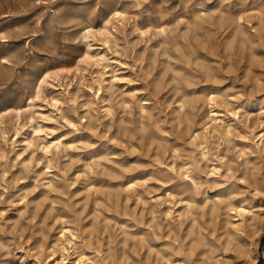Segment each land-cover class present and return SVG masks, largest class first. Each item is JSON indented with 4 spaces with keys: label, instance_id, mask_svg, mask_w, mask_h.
<instances>
[{
    "label": "rangeland",
    "instance_id": "rangeland-1",
    "mask_svg": "<svg viewBox=\"0 0 264 264\" xmlns=\"http://www.w3.org/2000/svg\"><path fill=\"white\" fill-rule=\"evenodd\" d=\"M112 8L102 64L79 63ZM46 70L43 131L17 135ZM212 95L233 123L209 130L216 175L195 138ZM1 114L0 264L62 244L61 264H264V0H0Z\"/></svg>",
    "mask_w": 264,
    "mask_h": 264
},
{
    "label": "bare ground",
    "instance_id": "bare-ground-1",
    "mask_svg": "<svg viewBox=\"0 0 264 264\" xmlns=\"http://www.w3.org/2000/svg\"><path fill=\"white\" fill-rule=\"evenodd\" d=\"M127 13L126 11L124 10H121L119 8H112L109 12V14L107 15V17L105 18L104 20V24L99 27V28H95L94 25H88L86 26L82 31H81V39H82V42L83 44L86 46V50H84V52L81 54V56L78 58V62L81 63V64H86V65H93V64H96L97 65H100L102 64L100 62V60L104 57L102 55H100V53H97L95 52V50H97L96 48H98V46H96V44H94L92 42L93 39H97V37L100 35L103 37L102 41L103 44L104 43H108L110 41V35L111 32H110V29H109V25L113 22V20L115 19H118V21H123L127 18L126 17ZM125 23V22H124ZM117 26V25H116ZM117 28V27H116ZM243 31V30H242ZM244 35V33H243ZM116 36V35H115ZM101 37V38H102ZM114 37V36H113ZM101 41V42H102ZM115 41V40H114ZM105 44V45H106ZM100 45V44H99ZM102 45V44H101ZM100 47V46H99ZM100 51V50H99ZM106 55V54H104ZM3 62H7L6 59H3ZM78 63V64H79ZM80 66V65H79ZM83 66V65H82ZM81 66V67H82ZM103 66V65H102ZM80 68V67H79ZM82 69V68H81ZM81 71V70H80ZM82 72V71H81ZM85 72V71H84ZM83 74V73H82ZM116 74V73H115ZM84 75V74H83ZM114 75V74H113ZM99 77V76H98ZM112 77V76H111ZM114 77V76H113ZM64 76L61 75V73H53L51 72L50 70H46L44 71L37 79V82H36V86H35V94L30 96L29 97V101L25 104V105H22V106H19V107H16L14 108V115L16 116V125H15V131H16V134L19 135L20 133H23V130L24 129H27L28 131L30 130L31 132L35 133V134H38L40 132L43 131V126L39 124V121L37 120V118L35 117V113L34 111L37 109L39 110L38 108L39 107H42V106H38V104L36 105L37 101L39 99H42V95H43V90L44 88L47 86H50L51 88L52 87H55L57 88L58 86H56L55 83H59L58 81L60 80H63ZM102 79V77H100ZM100 78L98 82L101 83V80L100 81ZM115 78H117V76H115ZM107 81V80H106ZM96 82V80H95ZM106 83V82H105ZM103 84V83H102ZM61 85V84H60ZM101 87V86H100ZM54 89V88H53ZM56 90V89H55ZM212 94V93H211ZM210 95V94H209ZM53 105H57L60 103V100L58 97H53ZM107 104V103H106ZM179 106H186L185 103L181 102V104ZM144 107V106H143ZM220 103L217 99V97L215 95H212L210 98H209V108H210V118L212 123L210 122V124L206 123V125L204 126V130H203V133L202 132H197L195 134V138L196 140L199 138V141H197V148L198 150L200 151V155L201 157L204 159H207V160H210V161H214L213 159L210 158V156L213 154H211V147L209 145V137H208V134L211 133V131L209 132L210 129H212L213 126L215 127H218V126H223L225 123H227L228 125H232L233 123L229 122L231 120H227L226 119V116L228 115L227 113L223 112V110L220 108ZM185 108V107H184ZM109 109V108H108ZM226 110V109H224ZM8 111L10 110H6V111H3L2 114H5L7 113ZM1 114V115H2ZM227 114V115H226ZM236 114V113H235ZM66 115V114H65ZM236 116V115H235ZM228 117V116H227ZM2 118H4V116L2 115L0 117V123H3L4 121L1 120ZM24 118H26V122H24ZM235 118V117H234ZM238 120V119H237ZM36 123L39 124V127L36 126ZM264 129V128H263ZM218 130V129H217ZM252 131V130H251ZM264 131V130H262ZM209 132V133H208ZM230 132V128L227 130V133ZM24 134V133H23ZM22 134V135H23ZM259 134V133H258ZM7 135V134H6ZM212 137V135L210 136ZM259 139H258V143L260 144V142H263L264 141V132H262L261 134L258 135ZM7 138V137H6ZM242 141V140H241ZM29 143V142H28ZM61 144V140H57V141H52L50 145H45L46 148H49L54 145L55 147H59ZM258 145V144H257ZM53 146V147H54ZM45 151H48L45 150ZM211 162V163H212ZM214 163V162H213ZM198 164V162H197ZM232 168V166H231ZM219 167L216 163H214V165L212 166V172L211 174L212 175H216L218 172H219ZM185 170L187 172H189L191 170V166H186L185 167ZM190 202V201H189ZM192 205V204H191ZM216 206V205H215ZM249 208V207H248ZM234 210L236 209V212H238L237 215H239L240 217L238 218L239 221H243L244 219H246V211H249L247 210L246 208L244 207H240L239 209L236 207H232L231 210ZM238 210V211H237ZM235 211V210H234ZM250 212V211H249ZM252 222L251 224L254 225V220H255V213L253 211V215H252V218H251ZM239 223V222H238ZM237 223V224H238ZM238 226V225H237ZM241 227V226H240ZM63 236H65L67 233H70L71 237H68L70 238V243L72 244V246L76 247V234L74 232H72V229L69 228L68 226L64 227L63 230ZM69 235V234H68ZM200 236V235H199ZM58 247V250L60 252H62V258L61 259H55L54 257L52 258L53 262H49V264H61L62 262L65 261V258H64V251L68 250L67 249V245L65 244H62V245H59L57 246ZM69 252V251H68ZM203 252V251H202ZM56 254V253H55ZM97 257V256H96ZM90 259V258H89ZM94 264V263H93Z\"/></svg>",
    "mask_w": 264,
    "mask_h": 264
}]
</instances>
